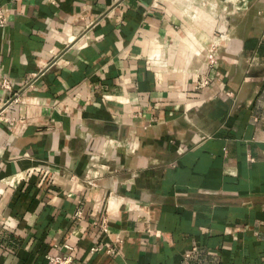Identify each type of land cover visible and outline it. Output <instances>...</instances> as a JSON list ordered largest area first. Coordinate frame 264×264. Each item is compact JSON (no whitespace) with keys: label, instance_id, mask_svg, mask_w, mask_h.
<instances>
[{"label":"crops","instance_id":"crops-1","mask_svg":"<svg viewBox=\"0 0 264 264\" xmlns=\"http://www.w3.org/2000/svg\"><path fill=\"white\" fill-rule=\"evenodd\" d=\"M210 2L0 0V264H264V0Z\"/></svg>","mask_w":264,"mask_h":264},{"label":"built area","instance_id":"built-area-1","mask_svg":"<svg viewBox=\"0 0 264 264\" xmlns=\"http://www.w3.org/2000/svg\"><path fill=\"white\" fill-rule=\"evenodd\" d=\"M26 1H32V0H11L13 3L17 2H26ZM209 5V10L213 11L216 7L211 9L212 4ZM8 9L6 7L0 6V27L4 26L6 24V15H7ZM220 35L217 31H214L211 33L209 37V43L210 45L204 50V53L202 55V64L208 69L215 68L218 64V47L220 43ZM150 61L153 63H161L162 56L160 53H155L150 57ZM211 85V80L207 78L205 75H200L195 80L192 90L195 93H202L205 89H207ZM0 89L2 91V96L0 97V122H3L9 126L13 125L14 120L9 119L7 117L8 111L15 107L20 105L21 98L18 93H15L12 88V84L9 79H2L0 82ZM101 229L105 232V223L102 222ZM100 250L99 247H94L91 249L92 252H98ZM107 253L112 255L114 254L113 249L107 250ZM190 255H186V257H189ZM45 264H74V261L72 257L70 256H58V255H46L45 256Z\"/></svg>","mask_w":264,"mask_h":264},{"label":"clouds","instance_id":"clouds-1","mask_svg":"<svg viewBox=\"0 0 264 264\" xmlns=\"http://www.w3.org/2000/svg\"><path fill=\"white\" fill-rule=\"evenodd\" d=\"M175 3L179 4H187L188 7H186L183 11V15H188L189 12H191L193 15L191 16V19L197 20L200 17H207V13L201 12L200 9L192 7V5L196 2V0H173Z\"/></svg>","mask_w":264,"mask_h":264},{"label":"rangeland","instance_id":"rangeland-1","mask_svg":"<svg viewBox=\"0 0 264 264\" xmlns=\"http://www.w3.org/2000/svg\"><path fill=\"white\" fill-rule=\"evenodd\" d=\"M209 3H211L210 2V0H196V2L192 5V7H194V8H198V9H200L201 10V12H203V13H207V15H209L210 14V12H209ZM206 17H200L199 19H197V21L198 22H200V21H204V19H205ZM210 45V43L209 42H207L206 44H205V47H204V49H206L208 46ZM205 67V66H204ZM206 68V67H205Z\"/></svg>","mask_w":264,"mask_h":264},{"label":"bare ground","instance_id":"bare-ground-1","mask_svg":"<svg viewBox=\"0 0 264 264\" xmlns=\"http://www.w3.org/2000/svg\"><path fill=\"white\" fill-rule=\"evenodd\" d=\"M177 4H179V3H177ZM179 5L182 6L183 9H185L186 7H188L187 4H179ZM214 5H215V4H212L210 8L212 9V8L214 7ZM188 15H191V16H192L193 14H192L191 12H189ZM204 50H205V49H203L202 55H203V53H204Z\"/></svg>","mask_w":264,"mask_h":264}]
</instances>
